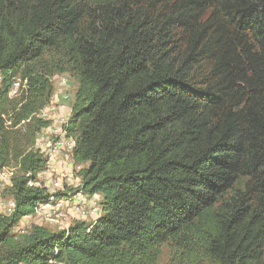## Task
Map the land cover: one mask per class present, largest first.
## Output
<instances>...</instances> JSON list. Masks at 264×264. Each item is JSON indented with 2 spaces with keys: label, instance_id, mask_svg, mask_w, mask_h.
<instances>
[{
  "label": "trees",
  "instance_id": "1",
  "mask_svg": "<svg viewBox=\"0 0 264 264\" xmlns=\"http://www.w3.org/2000/svg\"><path fill=\"white\" fill-rule=\"evenodd\" d=\"M63 74L101 216L19 232L47 198L28 181ZM0 167V264H158L163 245L178 264H264V0H0Z\"/></svg>",
  "mask_w": 264,
  "mask_h": 264
},
{
  "label": "built area",
  "instance_id": "2",
  "mask_svg": "<svg viewBox=\"0 0 264 264\" xmlns=\"http://www.w3.org/2000/svg\"><path fill=\"white\" fill-rule=\"evenodd\" d=\"M58 88L54 89L53 94L60 95L62 101H69L68 91L69 80L65 76L58 78ZM20 81L16 80L10 89L9 95L14 96L18 93ZM53 96V95H52ZM71 114V106L64 102L49 103L38 113L42 119L50 121L49 126L43 128L36 138V147L44 152L49 160L56 155L62 154L66 161L70 162V173L45 178L42 172L37 174L35 180L28 181L29 186L44 188L47 198L40 202L31 215L32 219L40 223H49L59 230H67L76 220L95 221V216L100 208V195L94 193L86 194L81 190V179L75 173L81 169V165H74L72 162V150L74 139L66 135L65 126ZM47 132L51 139L46 142V148L41 138L47 137ZM47 168V167H46ZM15 173L14 168L0 167V192L4 191L11 184V179ZM15 207L12 198H8L0 203V213L9 214ZM19 232L26 230L17 228Z\"/></svg>",
  "mask_w": 264,
  "mask_h": 264
},
{
  "label": "crops",
  "instance_id": "3",
  "mask_svg": "<svg viewBox=\"0 0 264 264\" xmlns=\"http://www.w3.org/2000/svg\"><path fill=\"white\" fill-rule=\"evenodd\" d=\"M74 97H71V99H69V101H62L60 98V95L57 94H53V96L50 99L51 103H61L64 102L69 106H72V102H73ZM51 139L50 135L47 132V137L41 138V141L44 145L43 149L46 148V142H47V146H48V140ZM70 162L66 161L64 156L62 154L56 155L55 157L51 158L49 160V165H47V168L42 171V174L45 178L51 179V177H57V176H62L65 174L70 173ZM2 212V211H0ZM81 221H85V220H81ZM86 222H89L88 220H86ZM32 224H37V225H41V226H46L49 227L51 229H56L54 225L49 224V223H40L35 219H32L31 216H25L21 219L20 223H19V228L20 229H24L27 230L29 229V227Z\"/></svg>",
  "mask_w": 264,
  "mask_h": 264
},
{
  "label": "rangeland",
  "instance_id": "4",
  "mask_svg": "<svg viewBox=\"0 0 264 264\" xmlns=\"http://www.w3.org/2000/svg\"><path fill=\"white\" fill-rule=\"evenodd\" d=\"M60 76H65L69 80L68 91L70 93V99H71V97H73V95H74V90H75V87H76V81L72 77H70L68 74H63V75H58V76L56 75L53 78V84H54V87H55L54 89L58 88L57 87L58 86V82L57 81H58V78ZM8 198L9 197H8L6 192H4V191L0 192V203H2L3 201L5 202V200H7ZM100 216H101V210L96 213V216H95L94 219L96 220ZM158 264H178L176 262V260H175V254L173 252H171L170 249L166 245L162 246V252H161L160 260H159Z\"/></svg>",
  "mask_w": 264,
  "mask_h": 264
}]
</instances>
